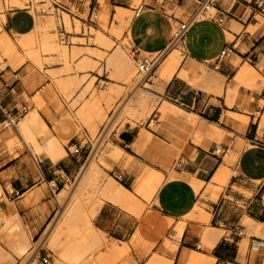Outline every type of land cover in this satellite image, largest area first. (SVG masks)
I'll use <instances>...</instances> for the list:
<instances>
[{
    "label": "crops",
    "instance_id": "obj_1",
    "mask_svg": "<svg viewBox=\"0 0 264 264\" xmlns=\"http://www.w3.org/2000/svg\"><path fill=\"white\" fill-rule=\"evenodd\" d=\"M203 1L139 0L133 4L128 0H106V4L111 8L122 7L133 12H137L140 4L141 10L130 24L131 36L126 35V38L146 56V52L160 54L168 49L174 23L185 18H196L180 46L189 57L208 64L220 63L221 74L230 78L227 84L237 83L236 73L245 63L256 65L257 71L264 77V0H217L214 15L210 11H200ZM72 3L78 2L72 0ZM79 5L84 6L86 2ZM113 13L115 15L116 11L113 10ZM200 14L202 17H199ZM233 24L241 27L238 33L231 30ZM229 51L224 60L223 54ZM259 66L263 68L262 71H259ZM160 79L157 70L151 84L157 90L155 95L162 97L161 93L164 92V96L170 100H183V105L187 107L185 113L198 116L199 121L194 126L183 122L176 127L149 134L137 123H126L112 142L135 157L139 165L125 169L128 158L123 156L114 167L129 187L134 188L143 168L167 175L165 160H179V174L203 181L204 190L210 185L220 188L213 190L219 196V201L211 196L202 201L207 213L212 215L211 226L220 230L222 235L215 246L202 244V236L208 225L188 218L200 196L187 180L168 179L151 209L144 205L139 215L109 200L99 207L93 223L109 236V254L119 244H126L132 251L131 256H127L129 264H146L143 259L138 260L137 256L150 257L151 251L174 259L176 264H185L184 259L190 256L191 251L203 253L212 259L211 264H264V236L251 233L247 223L250 219L264 224V128L260 125L261 118L256 122L248 105L241 101L233 106L223 99L214 101L210 95L193 88L178 75L169 82ZM2 80L0 78V98L8 102L9 107L20 109L24 104L18 96H12L10 100L8 98L10 93L17 94L15 90L19 88L7 87ZM156 80L159 82L156 83ZM256 83L253 81L248 90H252ZM263 95L264 85L261 90ZM163 124L164 121L158 126ZM213 125L225 131L229 136L228 141L233 143L230 149L223 147L226 156L216 155L213 150L218 139L210 141L208 149L190 140L196 131L207 135ZM184 130L190 131V134ZM5 135L2 134L8 139L5 143H8L10 136ZM140 139L146 141L143 147L145 154L136 153L133 149ZM147 154L152 158H148ZM233 156L237 158L234 160ZM0 166V186L5 197L19 215H24L27 223L29 220V226L38 235L50 217L47 215L45 218L40 213L49 210L52 214L54 211L49 200L52 194L50 186L45 189L42 182H38L45 180L47 186L51 183L62 185L67 182L66 177L70 179L76 175L78 164L64 157L40 172L35 169V161L30 154L13 157L6 151L0 158ZM142 178L140 191L142 197H146L150 190L149 182L152 181L146 173ZM32 194H37V201L33 202L34 197L32 202L27 203V198ZM8 208L7 205L6 209L10 212ZM181 227L182 235L177 239L176 234ZM167 240L177 241L178 248L171 250L165 247ZM135 244H139L137 254L133 252Z\"/></svg>",
    "mask_w": 264,
    "mask_h": 264
},
{
    "label": "bare ground",
    "instance_id": "obj_2",
    "mask_svg": "<svg viewBox=\"0 0 264 264\" xmlns=\"http://www.w3.org/2000/svg\"><path fill=\"white\" fill-rule=\"evenodd\" d=\"M102 4L101 19L106 22L108 20V6L106 0H98ZM133 4L139 0H128ZM12 7L15 8L11 15V35L8 32L2 31L0 34V64L3 63V69L11 67L14 72H17L28 61L33 60L36 63L40 62L39 55L42 53H58V58L67 60L77 54L75 51L63 47L58 42V36L55 33L56 22L52 18H47L44 15L38 14L37 11L32 12L30 2L28 0H11ZM30 5V6H29ZM116 23L118 28H128L131 21L135 19L133 11H129L122 7H117ZM211 13V12H210ZM199 17H202L201 14ZM1 30V25H0ZM231 30L238 33L241 27L233 24ZM115 33L119 34L116 30ZM99 41L107 46H111L109 40L105 36H100ZM209 62H199L187 55V52L182 47L172 48L166 57L161 62L158 69L160 80L169 82L175 75L188 83L193 88L204 91L210 95L214 101L223 99L226 100L229 106H233L238 101L248 105V110L253 113L256 108L261 105L264 107V100L260 94L264 85V77L258 73L257 69L250 63H245L238 69L235 79L237 83H226V77L216 69L208 66ZM89 64L85 61L80 69L85 68L84 65ZM108 69L112 71L114 79L125 81L126 83L134 82L139 75V71L133 59L129 57L123 48L118 46L111 54L106 62ZM71 68H67L66 72H70ZM59 75L54 86L48 87L44 92L37 93L34 96L35 108L28 110L16 129L22 137L24 143L30 145L36 150V154L51 160L52 163H58L65 156L63 141H67L78 123L90 127L92 133H96L100 126L104 123L106 115L101 108V103L106 100L111 102L115 95L120 93L117 91H109L108 94H98L89 90L90 98L82 102L83 97L77 99L81 103V107L77 112L67 109L61 104H56L57 111L60 115L56 119L49 113L48 106L45 103V97L50 93H54V89H59L66 95L75 94L81 89L82 83L77 77L72 75ZM257 81L252 90H248L250 84ZM159 80H156L158 83ZM141 81L133 90L131 96L121 105L118 117L128 116L131 119H139L150 115L149 103L150 97L148 94H154ZM24 87V84H21ZM245 92V93H243ZM155 95V94H154ZM43 113H46L50 121L54 125V129L58 132L59 137L55 135L43 119ZM164 124L158 126V129H170L176 127L179 123H188L194 126L199 117L192 114H186L185 110L171 102L164 103L159 111ZM260 125H264V114L262 115ZM188 135L190 131L184 130ZM12 130L7 132L6 136H10L8 142L10 147L15 145L11 138ZM228 134L218 129L216 126H211V130L207 135L200 131L193 134V139L206 149L210 146V141L218 139L222 142H228ZM105 139V138H104ZM145 140L140 139L134 144L133 149L139 154H145ZM27 145V146H28ZM124 152L113 145V142L103 140L99 145L97 152L93 154L89 162L83 167L75 184V188L69 196V200L65 204L63 211L59 213L54 224L45 235V241L49 244L51 252L55 255V262L52 264H101L107 263L106 258L101 262L92 259V254L97 250L102 242V234L98 230L93 219L96 212L104 201L109 200L113 203L139 215L144 209L143 202L129 189L119 185L116 180H105V168H111L115 163L119 162ZM150 158L151 155L147 154ZM152 158V157H151ZM237 156H233L235 160ZM154 159V158H153ZM171 159H166L164 166L169 172V179L181 178L187 180L200 196L198 204L188 216L191 219H197L208 226L202 236L203 245L215 246L222 235V232L210 225V215L206 211V206L202 199L206 197V193H212V197L217 194L213 190H220L218 187L210 185L204 190L205 183L196 178L179 174L173 168ZM139 165L134 159L128 158L125 163L126 168H135ZM144 173H149L150 190L146 195L147 200H154L160 189L163 187L167 176L150 168H143L138 174L137 181L141 180ZM2 188L0 186V194ZM37 201V194H32L27 198V203ZM87 202H92V208L88 209ZM8 209L0 211V239L6 238L12 249L21 256L27 255L31 249V241L28 235L23 232L19 224H11L18 218L14 205L9 204ZM6 223V228L2 229L1 225ZM251 227V233L264 236V224L256 223L250 219L247 220ZM11 224V227H9ZM6 229L10 232L5 234ZM182 227L177 231L176 237L179 239L182 235ZM166 243L172 249L178 248L177 241L167 240ZM126 244H119L115 250L106 256L110 259L121 260L120 264H129L126 253L128 251ZM209 257L197 251H191L189 257H185V264H211ZM173 260L167 259L158 254H153L147 264H172Z\"/></svg>",
    "mask_w": 264,
    "mask_h": 264
},
{
    "label": "rangeland",
    "instance_id": "obj_3",
    "mask_svg": "<svg viewBox=\"0 0 264 264\" xmlns=\"http://www.w3.org/2000/svg\"><path fill=\"white\" fill-rule=\"evenodd\" d=\"M78 3H72V0H28L30 5H32L31 11H37L38 14L44 15L47 18H52L56 22L55 33L58 36V42L62 44L63 47H67L75 51L77 56L70 57L67 60H61L58 57V53H42L39 55L40 62L36 63L33 60L26 62L20 70L14 72L11 67H7L3 69L2 65L0 64V78L3 79L2 81L5 83H9L12 89L16 87L19 88L15 91L17 94L10 93V98L12 96H18L20 102L24 105L20 107V109H15L13 106H10L9 109L13 111L14 115L19 117V122L16 126L9 125L5 123V118L0 114V152L4 153L8 151L13 157H19L23 153L30 154L34 161H35V169L42 172L45 169L49 168V165L52 163L50 159L41 157L37 155L36 150L32 148L30 145H26L22 139V137L18 134L16 130L18 128L19 123L21 122L22 118L24 117L25 113L35 108L36 104L34 101V96L37 93L44 92L48 87L54 86L57 77L61 75H72V77H77L82 83L81 89L76 92L75 94L66 95L62 93L59 89L55 88L53 94H49L45 97L46 106H48L49 113H51L56 119H59L60 115L57 111L56 104H61L65 106L67 109L73 110V113L77 112L81 107V103L77 102L79 97H83L82 102L88 100L90 98L89 90L98 94H108L109 91H117L120 94L115 95V98L111 102H107L104 100L101 103V108L104 110L106 118L104 123L100 126L99 130L94 134L92 133L91 129L87 125H83L78 123L75 129L72 131L69 139L67 141H63L62 144L64 145L65 149V158H71L78 164V171L73 178H67V182L60 185L57 183V187L55 188V194H50L49 200L51 201L52 209H54L53 213L50 214V211L47 210L44 213H40L45 215H50L48 221L45 223L43 229L40 231L38 235L34 234L31 226L25 221L24 215L18 216L17 222L13 221L11 224H19L20 229L25 232L30 241H31V249L27 255L21 256L16 251L12 249V246L8 243L7 239H0V264H45L43 262L44 258L49 259V264L55 262V255L51 252L49 244L45 241V235L54 224L57 216L61 211L64 210L65 204L69 200V196L71 192L75 188V184L79 177V173L83 167L89 162L91 159V146L96 147V145L102 144L103 140L111 142L113 138H117L120 131L125 127L126 123H137L141 125V127L146 131V134L150 132H159L161 129H158V125L161 124L164 119L159 114L161 106L166 102H171L176 105H179L183 109H186L185 102L183 100H170L166 98L164 92L161 93L162 97L156 96L157 90L154 86H152V81L145 83L144 85L149 88L154 94H148L150 97L149 103V110L150 115L147 117H141L139 119H131L128 116L118 117V111L121 105L131 96L133 90L136 88L137 84L142 81L143 74L139 70L138 64L132 57L131 48L133 45L129 40H127L126 35L131 36V28H118L116 21V14L114 15L113 10L116 11V8L108 7V20L104 22L101 19L102 13V4L98 0H74ZM82 2H86V5L81 6L79 5ZM29 5V6H30ZM96 9V10H95ZM141 9L140 4L138 5V9L136 10L139 12ZM15 8L12 7L11 0H0V25L2 31L8 32L11 35V15L14 13ZM95 10V14L92 17V12ZM137 12H134V15H137ZM211 15H214L216 12L215 10H210ZM189 18L183 19V21H187ZM178 27V23H174L172 25V37ZM118 30V33L115 31ZM105 36L111 46H107L102 44L99 41L100 36ZM118 46H123L127 55L133 59L135 62L137 69L139 71L138 77L135 79L134 82L126 83L125 81L117 80L113 78L112 71L107 68L106 62L111 54L115 51ZM146 52V51H145ZM149 59H154L158 56V53L151 54L146 52ZM230 51L228 52V54ZM227 55L223 58L225 60ZM85 61H88L89 64L84 65L85 68L80 69ZM242 62H244L242 60ZM252 66L256 65L250 63ZM210 68L216 69L218 72L221 73L222 66L220 63H211L208 64ZM67 68H71L70 72H66ZM259 71H262V67H258ZM159 69V68H158ZM259 73V72H258ZM19 74L23 80L20 84L15 83V76ZM2 76H5L2 78ZM227 81H230V78H226ZM21 84H24V87H21ZM11 89V90H12ZM261 99L264 100L260 94ZM8 102H4V104ZM260 106V107H259ZM256 110L252 114L255 117V121L258 122L260 118H262L264 107L259 105ZM43 119L48 124V126L54 130L55 135L59 137L58 132L54 129L53 123L50 121L49 117L46 113H43ZM264 128V125L261 126ZM12 130L13 134L11 138L14 140L15 145L10 147L8 143H5L6 140L3 133H6ZM232 138L234 135H230ZM105 138V139H104ZM10 140V139H9ZM190 140L198 146V144L194 139L193 136H190ZM81 144L84 146V151L81 157L77 155L71 154V151L74 150L73 145ZM89 144L90 147H89ZM246 144H250L246 142ZM232 141L222 142L218 141L214 143V149L216 151L217 147L223 146L226 149H230L232 147ZM124 157L135 159L127 152L123 151ZM136 152V151H135ZM137 153V152H136ZM132 154V153H131ZM79 160V162H78ZM39 163V164H38ZM181 163L178 161L173 162V168L178 170L180 168ZM2 166V164H1ZM0 166V167H1ZM125 169H128L125 167ZM149 175V173H147ZM168 175V176H167ZM167 178L169 179V172L167 171ZM235 173L233 172V176ZM150 176V175H149ZM104 177L105 180L114 179L117 181L119 185L124 186L125 188L131 190L142 202H145V208L152 207L153 203L155 202L152 200H147L146 197H142V192L140 191L142 186V180L137 181L134 188L129 187V185L125 182V179L121 178V174H117V170L114 166L111 168H105L104 170ZM47 189V183L45 180L39 181L38 184H41ZM206 197L202 200L205 201L209 196L212 195L207 192ZM215 201H219V196L216 195L212 197ZM45 201V200H44ZM105 202V201H104ZM10 204V201L5 197L3 190L0 194V211L5 210L6 206ZM88 209L92 208V202H87L86 204ZM206 208V207H205ZM97 214V212H96ZM212 215L210 214V220ZM33 220V219H32ZM11 224L9 227H11ZM211 225V222H210ZM6 223L1 225L2 229H5ZM10 232L9 229H6L5 234ZM109 241L110 238L108 235L102 234V242L99 244L97 250L92 254V259L101 262L106 258L108 259L107 263L101 264H120L122 259L114 260L110 259L106 256L109 253ZM165 247H168L171 250H174L165 242ZM134 254H137V250L139 249V244L134 245ZM153 250H156L155 248ZM139 252V251H138ZM155 251H151L150 257ZM132 251L128 248L126 253V257L128 255L131 256ZM150 257H143L142 255H138L137 259H143L147 264V261ZM168 259V258H167ZM172 260V259H171ZM176 264V261L173 259V263Z\"/></svg>",
    "mask_w": 264,
    "mask_h": 264
},
{
    "label": "built area",
    "instance_id": "obj_4",
    "mask_svg": "<svg viewBox=\"0 0 264 264\" xmlns=\"http://www.w3.org/2000/svg\"><path fill=\"white\" fill-rule=\"evenodd\" d=\"M216 1L217 0H204L201 6L200 11H210L211 9H215V5H216ZM96 10V9H95ZM95 10H93L92 12V17L95 14ZM141 10V9H139ZM196 18H191L188 19L187 21H180L178 23V27L176 28L175 33L173 34L172 40H171V44L168 47V49L166 51H164L163 53L158 54L157 57H155L154 59H149L145 54H143L140 49L133 47L131 48V54L133 59L135 60V62L138 64L139 70L142 72L143 74V79L142 81L145 83H148L150 81H152L155 76H156V72L158 70V68L161 65V62L163 61V59L166 57V55L168 54V52L174 48V47H180L183 45L184 41L186 40L187 34L189 32V30L191 29L192 25L194 24ZM226 55H228V53H224L223 56L225 57ZM23 78L19 75L16 74L15 76V83L20 84L22 82ZM7 87H11L9 86L8 83H6ZM0 114L5 118V123H8L9 125L12 126H16V124L19 122V117L17 115L13 114V111L11 109H9V106H7L6 104H4L3 100L0 98ZM74 150L71 151V154L73 155H77V156H82L83 151H84V146L82 145H73ZM99 145H96V147H92L91 146V154L90 156H92V154H95V152H97ZM216 155H223L226 156V151L223 149V146L221 147H217L216 151H215ZM3 153L0 152V158L2 157ZM39 164V163H38ZM51 188V192L53 194H55L56 190L55 188L57 187L56 183H51L50 185ZM1 209V207H0ZM43 262L45 264H49V259L48 258H44Z\"/></svg>",
    "mask_w": 264,
    "mask_h": 264
}]
</instances>
